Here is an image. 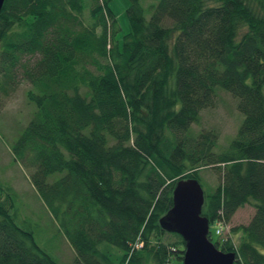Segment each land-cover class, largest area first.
Wrapping results in <instances>:
<instances>
[{"label":"trees","instance_id":"obj_1","mask_svg":"<svg viewBox=\"0 0 264 264\" xmlns=\"http://www.w3.org/2000/svg\"><path fill=\"white\" fill-rule=\"evenodd\" d=\"M129 1L119 45L110 0H88L87 22L84 0H5L0 91L19 72L35 107L11 156L31 172L74 264H182L184 242L159 220L176 183L200 184L206 168L218 183L203 190L201 215L215 236L239 208L254 209L230 230L238 245L215 248L234 253V264H264V0H160L148 19ZM218 89L242 122L216 152L214 131L190 129ZM0 264H58L2 205Z\"/></svg>","mask_w":264,"mask_h":264},{"label":"rangeland","instance_id":"obj_2","mask_svg":"<svg viewBox=\"0 0 264 264\" xmlns=\"http://www.w3.org/2000/svg\"><path fill=\"white\" fill-rule=\"evenodd\" d=\"M83 21H88L90 3L84 0ZM143 8L145 18L150 17L151 6L160 0H138ZM129 0H110L109 7L117 19L119 32L115 37L120 45L122 37L130 31L126 16ZM3 80L0 78V85ZM31 86L22 80L19 72H16L15 82L6 87L4 92L0 91V205L8 209L15 224L25 230L32 232L35 243L40 249L51 256L58 264H74L75 253L65 236L59 229L57 222L53 219L48 209L38 197L35 189L31 186L28 170L15 162L11 156L10 148L18 138V134L27 125L35 107L27 103L26 92ZM215 106L204 110L200 114L199 121L192 125L190 133L197 135L204 131H214L217 136L216 152L224 150L236 134L242 122V115L236 109L237 102L228 93L218 89ZM200 184L208 195L217 186L218 178L212 169H202L199 172ZM56 179L49 177L48 181ZM11 205V207H10ZM254 214L251 206H243L231 217V221L223 228L220 237L215 236V226L209 228L212 234V243L220 240H231L234 247L240 241V234L230 233L232 228L246 226ZM165 240H174L165 237ZM115 255L113 249H106ZM264 254V253H263Z\"/></svg>","mask_w":264,"mask_h":264},{"label":"water","instance_id":"obj_3","mask_svg":"<svg viewBox=\"0 0 264 264\" xmlns=\"http://www.w3.org/2000/svg\"><path fill=\"white\" fill-rule=\"evenodd\" d=\"M5 0H0V12ZM172 208L159 220L160 228L184 242L182 264H234V253H222L209 240V223L201 215L204 193L197 179L179 180L172 193Z\"/></svg>","mask_w":264,"mask_h":264},{"label":"built area","instance_id":"obj_4","mask_svg":"<svg viewBox=\"0 0 264 264\" xmlns=\"http://www.w3.org/2000/svg\"><path fill=\"white\" fill-rule=\"evenodd\" d=\"M221 228V227H220ZM222 233V230L221 229H217V231H216V234H221ZM142 247V244L141 243H135V245L133 246V249H131V252L132 251H134V250H137L138 251V249H140Z\"/></svg>","mask_w":264,"mask_h":264}]
</instances>
